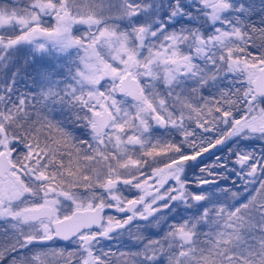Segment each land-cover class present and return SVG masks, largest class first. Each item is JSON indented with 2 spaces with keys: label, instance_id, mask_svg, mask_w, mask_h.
<instances>
[{
  "label": "flooded vegetation",
  "instance_id": "1",
  "mask_svg": "<svg viewBox=\"0 0 264 264\" xmlns=\"http://www.w3.org/2000/svg\"><path fill=\"white\" fill-rule=\"evenodd\" d=\"M256 1L257 6L250 9V12H246L249 9L243 7L237 10L236 6L235 15L241 17L237 24L239 29L235 30L226 22L230 9L226 0H205L202 8L206 12L205 15H201L203 20L198 18L199 16L194 18L192 15L193 0H175L180 3L177 11L183 14L182 17L177 16V21L174 22L176 45L188 50L187 52H192L193 46L199 41H203L205 46L215 47L217 50L214 48L205 53V60L202 58L203 55L200 57L214 72L200 75L199 80L194 83L192 79L194 74L189 76L185 71H178V66L184 70L188 69L187 60L174 62L170 65L171 70L168 69L171 72H165L160 70L162 62L158 59L157 71L164 75L159 76L158 79L154 76V80L150 81L146 78L144 88L140 80L134 76L143 93L142 103L131 100L134 116L120 110L122 119L115 124L114 110H109L111 121L100 135L97 136L91 131L92 116L94 112H101L104 106L101 105L99 110L91 113L88 126L89 114L78 120L76 113H67L66 109L64 110L70 108L62 105L64 103L53 106L52 109L57 111L59 126L54 125L52 128H56L62 136L50 142L58 144L65 152V156L70 153L81 159V155H84L87 159L85 164L89 167L80 161L78 167L84 165V168L92 169L89 175L86 173L87 178H92V181L80 183L82 182L80 179L78 183L64 182L62 161L54 164L38 157L34 159L32 152H26L28 158H25L21 152L22 147L16 142L12 144L2 142L3 137L0 133V244L3 243V237L7 240L3 254L0 255V264H5V258L11 259L15 264H129L131 259L134 263H140L139 256L148 248L146 245L154 243L156 246L154 238L158 235L155 233V220H163L162 217L158 218L159 215H155L156 211L148 205V199L159 192L160 201L157 200V204L163 202L162 209L167 214L175 209L180 214L188 212L190 205L187 199L194 188L191 174L196 168L193 158L205 154L210 157L208 160L221 159L222 166L226 164L223 162L229 160L230 163L228 167L225 166V170L230 169L232 158H235L236 166L233 168L239 169L236 171L237 175L247 170L251 158L242 156L244 147L250 144L255 150L257 144L263 143L259 138V132L264 133V124L259 126L258 122V118L264 114V97L260 95V93L264 94V78L260 82L258 80L264 61L256 62L254 66L242 64V60L247 58L258 59L260 56L264 58V0ZM154 4L157 9L159 0L154 1ZM137 5L138 9L129 7L125 12L126 21H130L129 15L135 16L131 21L138 22V16L141 17L140 22L146 19L142 16L145 12V6L142 8L144 0H140ZM37 12L40 14L39 10ZM30 14L34 16L31 9L27 10V16ZM178 20L186 24L184 30L180 32ZM36 23L44 22L41 20L37 22L32 18L31 24ZM150 24L147 22L139 28V37L145 34ZM194 28L202 30L200 31L202 38L198 36L195 38ZM222 46L232 49L235 61L231 63L241 64L238 71L241 75L239 88H236V91L233 87L234 82L230 80L227 82L223 73V69L230 64L222 59V53L227 56V50L222 49ZM248 47L250 50L246 49ZM259 53L261 55L257 56ZM132 60L134 64L131 67ZM132 60L128 64L130 70L120 75L118 81L127 72L131 74V69L136 63L134 58ZM196 73L195 75L198 76ZM221 73H223L222 77L215 76ZM101 74L103 75L101 80H105L108 76L104 67L101 69ZM202 78H207L210 82L207 85L201 84L199 90L198 85L203 81ZM166 82L169 83L168 86H165ZM149 86L152 88H148ZM233 92L236 96L235 103L228 104L235 106V110H231L229 116L225 113L222 115L219 111L226 104L224 94ZM151 94L156 98L159 112L147 109L148 97ZM197 94L199 97H196ZM210 94L218 95L216 101L221 107L216 108V113L221 115L222 120H219L217 126L212 129L208 127L199 130L197 136L199 135L203 140L197 143L193 140L195 119L200 117L206 119L208 115L205 111L201 112L203 108L195 112L200 104L194 102L201 96H210ZM240 95L242 98L249 95L247 102L243 103L242 100L238 102ZM1 96L0 94V116H2ZM47 96L45 98L41 96V101L47 99ZM118 96L124 95L118 94ZM65 116H70L75 122H66ZM2 121L0 120V127ZM227 122L237 124L235 133L240 143L236 149H228L226 152L224 137ZM135 124L140 126V132L136 130ZM66 133L68 136L65 135ZM117 137L121 140L118 144L115 140ZM150 137H153L152 142L148 139ZM67 138L74 146L66 141ZM215 144H218L217 147L214 146ZM256 155L257 152L251 156L255 158ZM149 158H153L158 164V169L151 176L146 174L145 169ZM168 158L175 161L180 158V161L165 163ZM129 160L136 163L131 168L139 174V177L130 179L121 177V174L128 169L126 162ZM190 163L192 166H187ZM256 172L257 167L252 166L251 173ZM57 173L58 177H53ZM94 173L109 179V183L98 186L97 179L93 178ZM139 178L143 179V182L155 179L157 181L152 184L143 183L140 186ZM200 182L201 185L204 183L202 180ZM66 184H69V190H66ZM218 186L223 187L224 184L219 183ZM196 198L201 200L200 196H195L193 198L195 203L199 202L195 201ZM73 213H75L73 219L64 220ZM169 218L174 221L180 217L173 213ZM15 233H19L18 239L10 237ZM179 239L181 241L179 246L187 244L191 247L193 244L190 234L186 232L180 233ZM148 240L150 242L147 243ZM156 248L158 250L156 249L157 251L152 254L155 256V264H167L166 259L163 260L161 248L158 246ZM33 257L35 259L31 260ZM192 258L188 261L191 262Z\"/></svg>",
  "mask_w": 264,
  "mask_h": 264
},
{
  "label": "rangeland",
  "instance_id": "2",
  "mask_svg": "<svg viewBox=\"0 0 264 264\" xmlns=\"http://www.w3.org/2000/svg\"><path fill=\"white\" fill-rule=\"evenodd\" d=\"M139 1L0 0V44L5 41L14 44L12 48H6L4 52L11 51L13 55H16L21 60L30 56L31 58L33 56L38 58L39 55H43L39 63L43 62L45 66L48 64L50 68L48 72L43 70V74L36 78V85H38L36 91L39 96L45 98L48 95L47 99H44L46 103L43 99L42 101L40 99L39 108L40 110H45L44 114H42V111L41 114L38 113L35 118L28 122L26 127L19 125L17 121L13 122V116L6 119L2 114L0 116V120L4 118L0 127V133L3 137L2 142H6V144L18 143L22 147L21 152L25 158H28L26 152H32L35 156L34 159L38 157L41 160L54 162V164L62 161L64 168L62 178L64 182L71 181L69 184L78 183L80 179L82 180L80 183L92 181V178L88 179L86 175V173L89 175L92 169L84 168V165L89 167L88 164L81 165V168L78 167L80 158L70 153L65 156V152L63 149L61 150L58 144L47 141L49 128L55 124H51L50 116L46 113V107L48 106V111L49 109L52 110V116L54 117L52 121L56 122L55 112L57 111L52 108L63 103L62 98H60L62 96L59 95L69 92L73 99L74 95L81 93L78 97L79 99H76L77 101L75 100L76 97H74V100L78 103L76 106L80 110L76 113V118L78 117V120H82V116L89 114L87 126L90 122L91 113L99 110L101 105L108 110H114L113 120L117 124V121L122 119L120 110L121 112H126L125 114L131 113L134 116L131 106L133 102L127 97H120L117 94L118 78L126 70H130L128 64L133 58L136 63L131 69V74L140 80L143 88L146 87V78L150 81L154 76L158 79L159 76L164 75L159 70L157 71L158 59L162 62L160 70L162 69L165 72H171L170 65H173L174 62L178 63L179 60H187L188 69L184 70V68L178 66V71H185L186 75L189 76L194 74V78H192L194 83L197 79L199 80L200 75H206L213 71L209 65L203 63L202 58L205 60V53L215 47L205 46L203 41H199L193 46L192 52H187L188 50L179 48L176 45L177 36L173 27L174 22L177 21V16L182 17L183 15L182 12L177 11L180 3L175 2V0H159V6L156 9L154 1L144 0L142 8L145 6V12L142 16H145L146 19L140 22L141 17L138 16V22L131 21L134 20L135 16L129 15L128 19L130 21H126L125 12L129 10V7L138 9L137 4ZM204 1L193 0L194 11L192 15L194 18L199 16L198 18L204 19L201 16L202 14L205 15L206 12L202 8ZM226 1L228 2V8H230L226 16V22L227 25L232 26L235 30L239 29L237 24L241 17L240 15H235L237 10H241V7H243L249 9L246 12H250V9L257 6L256 0ZM30 9L34 12V16L32 14L27 16V10ZM38 10L40 14L37 12ZM32 18L34 21L38 22L41 20L44 23L31 24ZM147 22L151 24L147 27L145 34L139 37V28ZM178 27L180 32L184 30L186 24L178 20ZM200 31L202 30L194 28V32H196L194 33L195 38L197 36L202 38ZM224 47L222 46L221 48L227 50V56L224 53L221 56L223 61L230 65L223 69V73L227 78V82L229 80L234 82L233 87L236 91V88H239L241 75L238 71L241 68V64L231 63L235 61V56L231 52L232 49ZM4 48H1L0 51V73L11 76L13 73H11V65H7L9 59L4 56L5 53L2 50ZM246 49L250 50V47ZM202 55L203 57L200 59ZM260 55L259 53L257 56ZM263 61L264 58L261 56L258 59L251 57L242 60V64L254 66L256 62L262 63ZM103 67L108 74L105 80L100 79ZM49 71H53L57 76L59 74L63 76L68 74L66 81L69 78L70 86H67L60 78H58L60 88L52 86L54 80L48 86L47 75H49ZM112 72L116 73L113 74ZM223 73L221 75L215 74V76L217 78L222 77ZM202 80L198 85L199 90H201V84L207 85L210 82L207 78H202ZM0 83H2L1 79ZM168 85L169 83L166 82L165 86ZM148 88L152 87L149 86ZM16 93L20 96V100L17 101L24 104V100L28 99V96L20 94V91ZM196 97H199V95L197 94ZM235 97L234 92L224 94L226 104L219 111L222 115L225 113L229 116L231 110H235V106L228 104L231 102L234 105ZM148 98L149 108L147 109L159 112L155 96L151 94ZM217 98L218 95L211 96L210 94V96H201L194 102L195 104H200V107H196L195 112L203 108L201 112L205 111L208 115L206 119L204 117L195 119V137L193 140L197 143L203 140L202 137L197 136L199 130H204L208 127L212 129L217 126L219 120H222L221 115L216 113V108L221 107L216 101ZM248 98L249 95H245L243 98L240 95L237 101L242 100L245 103ZM133 108L136 109L137 107ZM261 108L262 106L260 105V110ZM136 115L138 116V113ZM127 120L129 121V119ZM258 122L259 126L264 124V114L261 115V118H258ZM135 126L136 130L140 132V126L136 124ZM236 128L237 124L234 123L233 125V123L227 122L224 137L226 152L228 149H236L240 143L237 138L238 135L235 133ZM259 138L263 143L257 144L255 150L250 144L245 145L242 156L251 158V161L247 170L241 171L239 175L228 177L231 174L230 172L235 170L233 168L236 166L235 158H232V164H230L228 171L225 170V166L227 165L228 167L229 160L223 162L226 164L222 166L221 159L208 160L210 157L205 154L192 159L196 168L195 172L191 174L194 188L187 199L188 205H190L188 212L180 214L175 209V211L173 210L167 214L162 209L163 202L157 204V200L160 201L159 192L157 195L153 194L150 196L148 205L155 209V215H159L158 218L162 217L164 221L159 219L158 221L161 220L159 222L161 224H159L157 219L155 220V233L158 235L157 238H154L156 239V246L154 243L146 245L148 248L141 252V256H139L142 264H155V256H152V254L158 250L157 246L161 248L163 260L166 259L167 264H264V133L262 131L259 132ZM68 139L66 141L71 144ZM148 139H151L149 140L150 142L153 141V137ZM115 140L117 144L121 142L118 137ZM71 145L74 146V144ZM209 145L212 146V144ZM217 145L215 144L214 146L217 147ZM66 148H68L67 144ZM195 152H199V150H195ZM256 152L257 155L253 158L251 155ZM89 159L91 160V157ZM179 159L175 161L168 158L165 163L178 162L180 161ZM223 161H225V158ZM126 164L128 169L121 174V177L124 179L139 177V174L131 168L136 163L129 160ZM190 165L192 166L191 163L187 166ZM252 166L257 167L256 173H251ZM145 167L146 174L151 176L158 169V164L155 163L153 158H149ZM238 170L236 169L234 173L236 174ZM58 175L57 173L53 177H58ZM99 176L101 174L98 175V173H94L93 176V178L97 179L98 186L109 183V179ZM63 180L61 181L63 182ZM139 180L141 181L138 184L140 186L143 183L152 184L157 181L155 179L143 182V179L140 178ZM201 180L204 181L202 185ZM229 181L234 186L228 188L226 182ZM219 183H225V186H218ZM69 184H66V190L70 189L68 187ZM195 196L201 197L198 203L193 201ZM173 213L180 218L172 221L169 216L173 215ZM165 222L167 223L165 224ZM184 232L191 236L193 241L191 247H189L190 245L187 246V244L179 246L181 242L179 234ZM12 236L14 239L20 237L19 233L12 234L10 237ZM6 242V238L3 237V243L0 244V255L3 254ZM148 242L150 241L148 240ZM191 258V262L188 261ZM34 259L33 257L31 260ZM4 263L15 264L8 258L4 259ZM140 263H134L133 259L129 262V264Z\"/></svg>",
  "mask_w": 264,
  "mask_h": 264
},
{
  "label": "trees",
  "instance_id": "3",
  "mask_svg": "<svg viewBox=\"0 0 264 264\" xmlns=\"http://www.w3.org/2000/svg\"><path fill=\"white\" fill-rule=\"evenodd\" d=\"M150 1H156V0H150ZM71 43H73V42H71ZM13 46H14V44L10 43L9 41H5L4 43L0 44V51H1V48L5 47L2 50H3V53H5L4 56L8 57V59H9L7 65L8 64L11 65V67H10L11 73H13L11 76L10 75H2L0 73V79L2 80V83H0V94L2 95L1 96L2 114H3V117H5L6 119H9L11 116H13V122L17 121V123H19V125L26 127L28 125V122L31 119L35 118V116L38 113L41 114V111H42V114H43L45 112V110H40V108H39V105L41 102H40L39 93H37V91H36V88L38 87V85H36V82H37L36 78L37 77L39 78V76L42 74L43 70L48 72V70L50 68H49L48 64H46V66H45L43 62L39 63L41 61L43 55H39L38 58H34V56L31 58V56H30L29 58L26 57V58H23V60H21L16 55H13V53L11 51L7 52V53H6V51L4 52V50L6 48H10V47L12 48ZM71 60H70V62H71ZM16 62H18V63H16ZM73 64H75V63H73ZM15 74H16V76L14 77ZM67 77H68V74L66 76H63L62 74H59L57 76V74L52 71L49 73V75H47V79L49 81L48 86H50L51 81L54 80V83L52 84V86H58L60 88L61 86L58 83V78L62 79L66 83L67 86H70L71 83L69 82V78L66 81ZM45 78H46V76H45ZM17 91H20L21 92L20 94H24V95L28 96V99L24 100V104H22L20 101L19 102L17 101V100H20V96L16 93ZM80 94L81 93H78V95H74L73 99L71 98L72 95L69 92L64 93L63 95H59V96H62V97H60V98H62L63 103H64L62 105L70 107V108H64V110L66 109L67 113H69V112L77 113L79 111L78 110L79 108L76 106L78 104V103H76V101H77L76 99H79L78 97L80 96ZM74 97H76L75 98L76 101L74 100ZM65 99H66V101H65ZM78 102H80V101H78ZM46 110H47L46 113L47 112L49 113L51 124L54 123L56 125V127H58L59 121H57V119H58L57 112H55L57 122H53L52 120L54 117L52 116V110L49 109V111H48L47 108H46ZM64 120L66 122H69V123L71 121H73L70 116H65ZM73 122H75V121H73ZM45 127H46V125H45ZM50 128L51 129L49 130V133L47 134V138H48L47 141H56L57 138H60V136H62V134L60 132H57L56 128L53 129L51 126H50ZM65 135L68 136V133H66ZM80 162H82L83 164H85V162H87V159L84 155H81ZM234 171L235 170H233V172H230L231 174L228 175V177H232L233 175H237V173L235 174ZM226 185L228 186V188H230L231 186H234V185H232L231 181L226 182ZM224 186H225V183H224Z\"/></svg>",
  "mask_w": 264,
  "mask_h": 264
},
{
  "label": "water",
  "instance_id": "4",
  "mask_svg": "<svg viewBox=\"0 0 264 264\" xmlns=\"http://www.w3.org/2000/svg\"><path fill=\"white\" fill-rule=\"evenodd\" d=\"M133 64L134 61L132 60L130 62V65L133 66ZM262 78H264V67L261 69V72L258 76L259 82L261 81ZM118 93L120 95H125L129 99L134 100L135 102L138 103L143 102V93L141 91L139 82L129 72H127L125 75L120 77L118 83ZM260 95L264 97V94L260 93ZM92 118H93V122L91 125V131L98 136L104 131L106 126L111 121V114L109 110L103 108L101 112L93 113ZM195 201H199V198H196ZM75 213H79V212H75ZM75 213H73L70 217H67L64 220L69 221L70 219H73Z\"/></svg>",
  "mask_w": 264,
  "mask_h": 264
}]
</instances>
